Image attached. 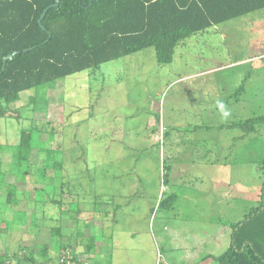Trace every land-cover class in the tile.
Masks as SVG:
<instances>
[{"label":"rangeland","instance_id":"374dc122","mask_svg":"<svg viewBox=\"0 0 264 264\" xmlns=\"http://www.w3.org/2000/svg\"><path fill=\"white\" fill-rule=\"evenodd\" d=\"M19 95L0 119V143L22 126L40 130L26 167L0 151V178L18 200L11 206L0 187V254L23 257L43 243L82 250L90 241L77 244L75 233L83 231L100 246L99 264H219L207 254L227 248L229 225L256 204L264 182V124L245 132L264 115V8L187 38L169 64L147 47ZM160 121L186 129L174 141L195 142L178 147L182 173L171 179ZM42 149L55 151L59 170ZM88 254L77 258L92 264Z\"/></svg>","mask_w":264,"mask_h":264},{"label":"trees","instance_id":"16d2710c","mask_svg":"<svg viewBox=\"0 0 264 264\" xmlns=\"http://www.w3.org/2000/svg\"><path fill=\"white\" fill-rule=\"evenodd\" d=\"M261 8L264 0H0V119L11 115L9 105L23 91L63 80L147 47L154 48L159 64H169L175 46L187 38ZM9 54L11 58L7 57ZM257 123L264 124V115L245 122L249 125L245 132L254 130ZM39 130L32 125L22 126L11 143H0V151L8 150L17 166L26 167L33 149L31 135ZM42 151L54 170H59L53 158L55 151ZM164 163L163 160L166 174ZM260 166L264 171V156ZM37 172L38 176H45L44 165ZM27 173L24 168L17 175L24 178ZM0 187L7 203L11 206L18 203L14 184L0 178ZM1 225L5 233L7 227ZM229 227L227 248L207 257L219 264H264V182L256 204L242 220ZM49 229L51 235L60 233L59 226ZM75 234L77 244L81 245L82 237L86 236L91 246L84 244L77 251L70 243L59 244L51 252V243H43L28 248L23 257L0 254V264L11 259L15 260L14 264H83L77 256L97 252L95 241L83 231Z\"/></svg>","mask_w":264,"mask_h":264},{"label":"crops","instance_id":"0c3cea01","mask_svg":"<svg viewBox=\"0 0 264 264\" xmlns=\"http://www.w3.org/2000/svg\"><path fill=\"white\" fill-rule=\"evenodd\" d=\"M221 35L223 36V34H221ZM178 80H181V79H178ZM158 125H159V127H162V131L164 132L163 133V136H164V139H165V141H164L165 152H163L164 153L163 160L165 162L164 165H167L166 166L167 167L166 168L167 178L168 179H171L170 177L173 176L174 174H176V172H180V170L176 169V161H175V158H177V153H178L177 150H178V147L179 146H184L185 144H187V145L189 144V147H190V145L191 144H194L195 142L190 143V142L185 141V140L174 141L177 138V136L180 135V133L182 131H185L186 130L185 129V130H182L181 131V129H180L181 128L180 127L181 125L171 124L170 130L167 129L166 126H165V124L162 123L161 121H160V123H158ZM153 126H154V124H149V125H147V127H144L145 128L144 131H145V137H146V139L152 138V136L154 134H157V130L154 129ZM189 130L190 129L187 128V131H189ZM170 131L172 132V134L169 133ZM174 132H176V133H174ZM171 135H172V138L170 139V136ZM148 140H150V139H148ZM192 149H194V148H192ZM181 153H184L185 155H187V150H181ZM180 173H182V172H180ZM200 233H201V236L203 237L206 232L204 231V232H200ZM202 237L197 238V240L198 239L201 240ZM96 245H97V247H96L97 252H95V253H97L98 255H96V256H92V254H89L88 255L90 258H92V260H95L94 262L100 261V256L103 255V253L100 251V246L98 245V242H97ZM211 254L208 253L207 255H211ZM94 262L92 264H94Z\"/></svg>","mask_w":264,"mask_h":264},{"label":"water","instance_id":"95a60500","mask_svg":"<svg viewBox=\"0 0 264 264\" xmlns=\"http://www.w3.org/2000/svg\"><path fill=\"white\" fill-rule=\"evenodd\" d=\"M44 13H45V10L42 12V14H41V17H40V18H42V17H43ZM7 57H8V58H11V57H12V54H9V55H7Z\"/></svg>","mask_w":264,"mask_h":264},{"label":"built area","instance_id":"2783aa9c","mask_svg":"<svg viewBox=\"0 0 264 264\" xmlns=\"http://www.w3.org/2000/svg\"><path fill=\"white\" fill-rule=\"evenodd\" d=\"M161 131H162V129H160ZM160 142H162V136H161V134H160ZM5 264H10L9 262H6Z\"/></svg>","mask_w":264,"mask_h":264}]
</instances>
